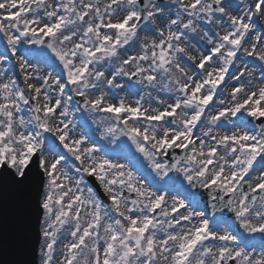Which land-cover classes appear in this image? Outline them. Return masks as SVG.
<instances>
[{
  "label": "snow or ice",
  "instance_id": "snow-or-ice-1",
  "mask_svg": "<svg viewBox=\"0 0 264 264\" xmlns=\"http://www.w3.org/2000/svg\"><path fill=\"white\" fill-rule=\"evenodd\" d=\"M172 3L0 0V187L36 190L41 264H264V0Z\"/></svg>",
  "mask_w": 264,
  "mask_h": 264
},
{
  "label": "water",
  "instance_id": "water-1",
  "mask_svg": "<svg viewBox=\"0 0 264 264\" xmlns=\"http://www.w3.org/2000/svg\"><path fill=\"white\" fill-rule=\"evenodd\" d=\"M38 198L35 189L0 187V264H36L42 218Z\"/></svg>",
  "mask_w": 264,
  "mask_h": 264
},
{
  "label": "rangeland",
  "instance_id": "rangeland-1",
  "mask_svg": "<svg viewBox=\"0 0 264 264\" xmlns=\"http://www.w3.org/2000/svg\"><path fill=\"white\" fill-rule=\"evenodd\" d=\"M188 2H189V0H185V3H188ZM163 6H166L167 11H168V15L174 17L175 12L177 11V5L173 4L172 3V0H171L169 4L163 5ZM116 18H118V17H114V19H116ZM166 18L167 17L161 18V26H163V20L166 19ZM202 27L205 28V29H209L211 26L202 25ZM142 35H143V33H142ZM191 42L194 43V44H197V47H199L201 49L204 48L203 43L202 42H199V37H194ZM4 49H5V44H4L3 38L0 37V54H2L4 52ZM32 51L35 54L34 57L32 58V62L33 63H36L38 61L37 66L41 69V72L42 73H47L49 71H53V67H55L56 71L53 74L54 75H58L61 78H63V74L60 71V67L58 65V62H55L54 61V58H52L51 61H47L46 62V60H45V58L43 56V53H42V50L41 49L36 48V46H33ZM135 51L136 50L133 49L132 53H130V54H134ZM48 55L50 56V53H48ZM248 59H249V67L250 68H255L256 75L259 76V65H258V62L255 61L254 59H251V58H248ZM0 67H7L8 68V72L5 73V74H3L2 77H0V79H2L3 82H7V80L9 78L15 77L18 80V83H20V86L21 87H24L23 80H22V76H21V74L19 72L18 65H17L15 59L14 58H11L10 54H9V60H6L5 63H4V65L3 66H0ZM136 87L139 88V86H136ZM119 94L121 96H124L129 101H133L134 99L137 98L136 96H130V95H128V93L125 92V91H121ZM153 106H155L154 103H153ZM25 115H27V113H25ZM81 116L87 117V114L86 113H84V114L78 113L77 114L78 120L81 119ZM87 124H88V127H87L88 134L94 136L97 139V143H104L103 141H99V129L97 128V126L94 125V124H92L91 123V120H88L87 121ZM82 131H84V128H82V127H80L78 125L77 134H79ZM143 173L146 176H148V175L151 174L150 173V170L147 169L146 165L143 168ZM91 185L92 184L90 183V186ZM102 193H103V191H102ZM170 195H178V194L177 193H170ZM201 207L203 209H205L202 205H201ZM231 230L233 232H236L237 233L236 230H233V229H231ZM247 239L248 240H251V241H254L256 254H260V244H259L260 237H259V235H257L254 238L248 237ZM249 249H251V245L249 246ZM60 259H63V256L60 255V253L58 252L57 253V260H60ZM39 264H41V249H40V260H39Z\"/></svg>",
  "mask_w": 264,
  "mask_h": 264
},
{
  "label": "flooded vegetation",
  "instance_id": "flooded-vegetation-1",
  "mask_svg": "<svg viewBox=\"0 0 264 264\" xmlns=\"http://www.w3.org/2000/svg\"><path fill=\"white\" fill-rule=\"evenodd\" d=\"M234 230V229H233Z\"/></svg>",
  "mask_w": 264,
  "mask_h": 264
}]
</instances>
